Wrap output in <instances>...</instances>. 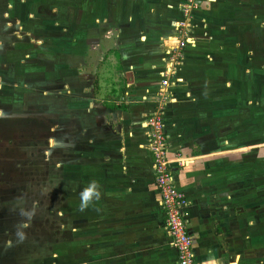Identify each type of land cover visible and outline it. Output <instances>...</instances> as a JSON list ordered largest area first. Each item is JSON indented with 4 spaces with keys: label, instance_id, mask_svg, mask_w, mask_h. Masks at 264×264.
<instances>
[{
    "label": "crops",
    "instance_id": "obj_1",
    "mask_svg": "<svg viewBox=\"0 0 264 264\" xmlns=\"http://www.w3.org/2000/svg\"><path fill=\"white\" fill-rule=\"evenodd\" d=\"M181 1L85 0L83 8L68 11L74 16L69 45L80 34L87 46L107 41L104 63L113 69L96 85L102 121L94 133L99 152L91 156L99 166L100 213L83 230H73L83 240V264H175L142 122L163 67L162 42L173 35ZM11 3L6 0L3 15ZM59 9L52 12L67 14L66 7ZM65 25L57 26L60 39ZM263 34L264 0H197L178 81L168 88L163 130L168 157L183 163L173 162L170 174L188 202L194 264H264V150L237 146L230 134L234 118L228 117L235 108L219 110L220 100L234 105L237 51L244 48L252 63L251 52L264 49ZM253 36L257 43H250ZM112 94L118 96L115 108L107 101Z\"/></svg>",
    "mask_w": 264,
    "mask_h": 264
},
{
    "label": "rangeland",
    "instance_id": "obj_2",
    "mask_svg": "<svg viewBox=\"0 0 264 264\" xmlns=\"http://www.w3.org/2000/svg\"><path fill=\"white\" fill-rule=\"evenodd\" d=\"M11 2L3 15L0 0V24L7 22L0 27V264H83V240L73 230L100 213L99 198L83 210L80 205L84 189L99 184L91 152H99L94 133L102 121L97 81L113 71L104 63L109 45L87 46L83 34L69 45L74 16L68 11L83 8L85 0ZM62 6L67 14L52 12ZM60 22H67L63 39ZM257 47L252 63L244 48L237 51L234 105L217 100L219 110L235 108L228 114L230 134L237 146L250 143L252 153L264 150V49ZM117 100L112 94L107 101L115 108Z\"/></svg>",
    "mask_w": 264,
    "mask_h": 264
},
{
    "label": "built area",
    "instance_id": "obj_3",
    "mask_svg": "<svg viewBox=\"0 0 264 264\" xmlns=\"http://www.w3.org/2000/svg\"><path fill=\"white\" fill-rule=\"evenodd\" d=\"M197 0H182L178 4L179 19L174 22L171 37L163 42L164 61L156 92L152 98V108L142 122L147 149L152 159L153 184L158 195V204L163 214V228L170 239L176 255L175 264H194L191 249L192 240L186 224L188 202L174 186L170 165L183 163L175 157H168L166 135L163 130L164 106L169 100L168 88L178 79L176 73L183 60V52L189 41L193 13Z\"/></svg>",
    "mask_w": 264,
    "mask_h": 264
},
{
    "label": "clouds",
    "instance_id": "obj_4",
    "mask_svg": "<svg viewBox=\"0 0 264 264\" xmlns=\"http://www.w3.org/2000/svg\"><path fill=\"white\" fill-rule=\"evenodd\" d=\"M99 195V185L95 181L91 182L89 186L81 193V210L88 207L93 198L98 199Z\"/></svg>",
    "mask_w": 264,
    "mask_h": 264
},
{
    "label": "trees",
    "instance_id": "obj_5",
    "mask_svg": "<svg viewBox=\"0 0 264 264\" xmlns=\"http://www.w3.org/2000/svg\"><path fill=\"white\" fill-rule=\"evenodd\" d=\"M2 1H3V6H2V7L4 8V5L7 6V4H6V0H2ZM3 8H2V9H3ZM3 10H4V9H3ZM3 10H2V11H3ZM6 23H7V22H5L4 25H6ZM4 25H3V22H2V24H0V27H3ZM239 129H240V128H239ZM239 129H238V130H239ZM251 129H252V128H251ZM245 130L247 131L248 129H245ZM253 130H254V129H253ZM247 132H248V131H247ZM245 134H246V133H245ZM97 215H98V214H97ZM97 215H96V216H97Z\"/></svg>",
    "mask_w": 264,
    "mask_h": 264
}]
</instances>
